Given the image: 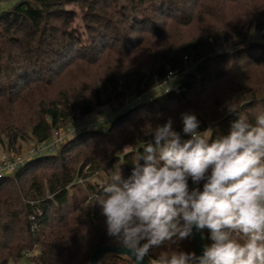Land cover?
<instances>
[{
	"label": "trees",
	"instance_id": "1",
	"mask_svg": "<svg viewBox=\"0 0 264 264\" xmlns=\"http://www.w3.org/2000/svg\"><path fill=\"white\" fill-rule=\"evenodd\" d=\"M169 72L176 87L143 102ZM226 102L253 125L264 112V0H21L1 14L0 143L10 152L77 131L103 107L125 111L0 176V264H89L100 246H122L95 203L101 183L128 179L150 128L169 118L188 139L182 113L196 115L199 131L226 135L238 119ZM94 177L90 198L70 194ZM202 236L212 243L207 229ZM179 249L194 252L192 237ZM113 257L105 264H132Z\"/></svg>",
	"mask_w": 264,
	"mask_h": 264
},
{
	"label": "clouds",
	"instance_id": "2",
	"mask_svg": "<svg viewBox=\"0 0 264 264\" xmlns=\"http://www.w3.org/2000/svg\"><path fill=\"white\" fill-rule=\"evenodd\" d=\"M224 107L238 115L226 135L213 138L182 113L188 139L169 118L150 128L128 179L118 172L101 183L95 203L132 264L153 249L164 251L148 264H264V112L253 125L232 102ZM194 228L212 241L199 256L179 249Z\"/></svg>",
	"mask_w": 264,
	"mask_h": 264
},
{
	"label": "rangeland",
	"instance_id": "3",
	"mask_svg": "<svg viewBox=\"0 0 264 264\" xmlns=\"http://www.w3.org/2000/svg\"><path fill=\"white\" fill-rule=\"evenodd\" d=\"M20 1L21 0H0V15L6 11L13 9ZM250 37H251V39H261V35L258 34L257 32H255L254 30H252ZM224 48H227V46L225 45ZM175 87H176L175 84L173 82H170V83H168L162 87L157 88L154 91L149 92L146 96H144L142 98V101L145 102L149 98L154 99L155 97L164 94L165 89H167V88L172 89ZM130 105L135 106V104H130ZM127 109L128 108H126V110ZM122 111H125V109L121 110L119 112H115L110 107H103L101 109H98L91 116H89L83 120H80L78 122V124H77L78 130L77 131H75L74 127H72V126L65 129V132H64L65 138L70 139L73 136H75L77 133L82 132L83 130H86V129H92V128H94V129H106L108 127V125L111 124L113 122V120L120 113H122ZM30 146H31L30 143L24 145L20 154L26 153L25 151ZM98 181H99L98 178L94 177V178L88 180V182H80L78 187H76L70 191L71 192L70 194L75 195L77 197H85L86 196V197L90 198L89 193L86 191V188L89 186V183L96 184V183H98ZM39 253H40V247H36L35 250L29 256H36ZM112 261H114L113 254H107L100 259L101 264H105V263L112 262ZM17 264H33V262L29 259L28 256H26V257L20 259L17 262Z\"/></svg>",
	"mask_w": 264,
	"mask_h": 264
},
{
	"label": "built area",
	"instance_id": "4",
	"mask_svg": "<svg viewBox=\"0 0 264 264\" xmlns=\"http://www.w3.org/2000/svg\"><path fill=\"white\" fill-rule=\"evenodd\" d=\"M187 60V58H185ZM174 74L169 72L160 86H164L174 80ZM171 89H165L164 93H168ZM153 99V98H152ZM151 98L148 101H152ZM64 129L54 130L51 138L48 141L32 144L25 151L26 153L14 154L10 152L2 143H0V176L13 175L25 165L27 161L41 154L55 153L66 141ZM81 182V181H80ZM79 182V183H80Z\"/></svg>",
	"mask_w": 264,
	"mask_h": 264
},
{
	"label": "water",
	"instance_id": "5",
	"mask_svg": "<svg viewBox=\"0 0 264 264\" xmlns=\"http://www.w3.org/2000/svg\"><path fill=\"white\" fill-rule=\"evenodd\" d=\"M192 239H193V247L195 254L197 256L202 255L203 249L205 247L202 233L196 231V229L194 228ZM107 254H118L126 257L131 255L130 251L122 246L104 245V246H100L95 250L89 264H98L100 259ZM132 259H134V257ZM144 264H148V261L145 258H144Z\"/></svg>",
	"mask_w": 264,
	"mask_h": 264
}]
</instances>
